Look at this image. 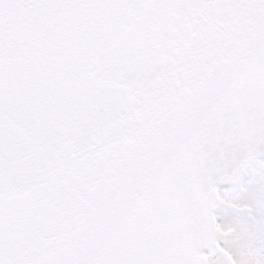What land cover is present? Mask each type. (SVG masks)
<instances>
[{
	"label": "snow or ice",
	"instance_id": "snow-or-ice-1",
	"mask_svg": "<svg viewBox=\"0 0 264 264\" xmlns=\"http://www.w3.org/2000/svg\"><path fill=\"white\" fill-rule=\"evenodd\" d=\"M0 264H264V0H0Z\"/></svg>",
	"mask_w": 264,
	"mask_h": 264
}]
</instances>
